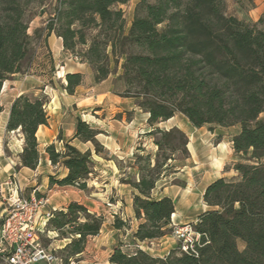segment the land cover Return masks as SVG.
<instances>
[{
	"label": "trees",
	"instance_id": "trees-1",
	"mask_svg": "<svg viewBox=\"0 0 264 264\" xmlns=\"http://www.w3.org/2000/svg\"><path fill=\"white\" fill-rule=\"evenodd\" d=\"M46 1L0 0V92L5 81L31 66L33 41L41 39L46 45L55 34L71 56H77L78 46H87L80 56L97 83L112 74L110 56L115 63L124 57L116 79L122 83L119 95L134 99L136 109L148 114L149 130L141 138L150 140L154 153L138 144L133 153L136 171L122 180L133 189V214L139 223L131 233L133 243L115 244L107 264H264V118L259 117L264 112V15L250 24L228 15L226 0H139L125 34L119 6L129 0H55L53 15L30 35L28 6ZM89 29L97 31L90 42ZM64 78L68 94L83 80L80 73ZM46 105L44 95L21 94L9 106L5 130L23 139L16 170L38 165L37 130L48 124ZM176 114L210 131L237 126L231 137L233 151L251 163H234L237 177H221L206 187L203 201L210 209L195 222L200 238L194 250L176 247L158 257L141 244L169 233L174 203L169 197H153L152 191L158 180L175 170L173 163L189 156L184 131L158 126ZM131 117L128 114L127 120ZM100 133L77 118L73 138L89 143V148L82 151L68 141L60 150L54 144L45 147L51 165L66 170L61 178L49 176L50 185L89 189L98 178L94 155L109 160V151L97 139ZM103 222L83 204L70 202L52 211L45 230L67 240L59 252L68 264L84 252L88 238L99 234ZM113 227L124 230L129 223L117 217Z\"/></svg>",
	"mask_w": 264,
	"mask_h": 264
},
{
	"label": "rangeland",
	"instance_id": "rangeland-1",
	"mask_svg": "<svg viewBox=\"0 0 264 264\" xmlns=\"http://www.w3.org/2000/svg\"><path fill=\"white\" fill-rule=\"evenodd\" d=\"M147 1L153 2L154 0ZM138 2L139 0H129V2L123 7L124 9L121 8L124 12L125 34L128 33V25L132 21L134 8ZM55 6V0H47L43 4L33 2L28 6L27 15L30 18L28 23V33L30 35H33V31L36 28L43 26L48 20V18L53 15ZM231 11L232 8L231 6H229L228 0H226V13L230 15ZM96 32V29H89L87 31L86 36L88 42H90V39L96 34ZM51 35L56 36L55 34ZM33 46L35 48V54L33 56L31 66L27 69V71L23 74L13 76L6 83H3V90L1 89L0 92V128L2 126L5 114H8V109L14 95L18 93V91H20V89L23 87L24 80L28 75L45 76L46 79L54 77V79L52 78L50 82L54 81L57 83V85H61V83H63L65 79L64 71L60 67L59 63H57L56 67H50L52 60L50 50H56L58 44L55 43L53 39L52 41H49L47 39L45 45L41 39H38L33 41ZM86 48L87 46H78L76 48V52L78 53V60H73L84 61L80 56V51H84L86 50ZM109 51L110 50H108V52ZM123 62L124 57H118L117 63L114 62L112 56L109 57L108 66L112 72V75L116 73L121 74V65ZM24 68L26 70L25 65ZM35 89L39 88L36 87ZM118 91L122 92V89ZM35 92H37V96H43L40 91L35 90ZM30 95L35 96L33 94ZM46 111L47 114H49L50 109H48L47 105ZM128 112L129 111H117L113 108H105V110L98 111V113L96 114H88V116L82 117L84 121L90 124L93 128H96L103 132L105 131V135L100 136L99 139L108 148L107 149L105 147L109 151L107 155V158L109 160L94 155V160L96 161V173L98 178L94 179L89 184V189L86 191H80L76 188L71 187L70 190L72 191L68 192L67 198L71 200H76L72 202L77 203H80L82 200L85 205L83 203L80 204L86 206L89 211L102 216L104 218V224L102 227V231L98 236L94 238H88L85 247L86 249L84 250V252L73 258L72 261L69 260L68 264H71V262H74V264H105L104 261L107 258V253L112 248L113 243L117 244L120 241L124 244L133 243L131 239V233L135 231L139 221H133L132 226L128 222L129 228L126 229L128 233L126 234L125 231L121 230L123 233L122 236L119 238H117V234L120 233H114L112 231L110 222H112L113 225L115 218L118 217L120 219H125V216L129 214V201L130 198L132 199L133 197V189L130 185L122 183V180L132 177L136 171L133 156V153H135V148L140 143H144L146 146V150L150 151L151 153H154V148L151 145L149 139L141 138V135L139 134V129L142 125V129H144V132H147L149 130L147 123L143 121V112L139 109L131 110L130 113ZM128 114H132V116L133 114H137L134 115V123L130 124L129 126L126 125ZM259 117L264 118V112L260 114ZM174 125H178L180 127L179 129L184 131L189 137L192 138V141L196 143L195 146L197 149L196 151L194 150L193 160L184 159L173 163L175 170H173L170 174L175 173L180 169V171H178L179 173L176 174V180L170 181V174L161 178H165L164 182L167 186H170L171 184L175 185V187H173L174 189L170 188L169 190L172 191L173 189L181 193L183 191L180 190L179 187L184 186L185 189V180H187L191 176L199 177V175H202V173L205 172L207 166L209 165L207 156V149L210 147L208 144L209 139H211V141L213 140L212 142L214 143V138L216 139V137L212 138L210 136V130L208 126H203L201 129H193L189 125L187 119L180 114H176L172 119L168 120L165 123H161L158 126L161 128L168 129ZM221 131L223 130L218 129L216 131V134H220ZM17 135L20 134L18 132L7 133L5 130L4 153L7 157H13V154H19L22 150L23 145L21 144ZM76 146L82 151L90 147V145H82L80 143H76ZM109 161H112L114 164ZM236 162L251 163L249 160H247V157L243 155H237L236 161L234 163ZM10 167V174L8 175L7 173H2L0 177V194L2 195V197L6 199L12 197L15 193V186H17V193L24 197H29L31 195L36 196L34 192H41V190H43L44 187H40V182H36L35 185H30L29 182L26 183L28 185H20L19 179H24L22 173L18 174V172H16V164H12L10 165ZM227 168H231V166H227ZM51 172L54 173V175L51 176L56 178H60L64 174L63 169L60 166L55 169H52ZM233 172L236 173V171L234 170ZM43 176L46 177L47 175L44 173ZM235 177L237 176H228L227 178ZM40 197L47 199L46 194H42V196ZM0 208V212L2 216H4L2 211L4 209L3 203L0 204ZM132 229L133 231H131ZM39 239L43 247L52 250L55 253V255L59 259L58 263L63 264V256L61 255L59 250L64 246L67 240L59 239L56 232L47 231L45 229L42 231V233H39ZM237 246L240 250H242L244 244L239 240L237 242ZM141 248L144 249L146 252L150 253L151 255L155 256L159 254V252L157 251L158 247L156 246V244H141ZM0 264H4V262L0 260Z\"/></svg>",
	"mask_w": 264,
	"mask_h": 264
},
{
	"label": "crops",
	"instance_id": "crops-1",
	"mask_svg": "<svg viewBox=\"0 0 264 264\" xmlns=\"http://www.w3.org/2000/svg\"><path fill=\"white\" fill-rule=\"evenodd\" d=\"M228 3L229 6H231L232 8L230 15L246 23H257L261 16L264 15V0H241L240 2H237L235 0H228ZM124 6L125 5H120L119 7L124 9ZM129 26L130 23L128 27ZM52 39L55 43L58 44V47L56 48V50H50L52 57L50 67H56L57 63H59L60 67L64 71V75L67 73L82 74V84L76 87L73 94H68L65 90V79L63 83L60 82L61 85H57V83L54 81L50 82L52 78L54 79V77L46 79L45 76L28 75L24 80L23 87L13 97L14 99L15 97L21 94H33L37 96L38 94L37 92H35L36 90L40 91L42 95L46 96L47 98V106L48 109H50V112L48 114V124L40 126L37 130V140L39 149L38 165L34 170L22 167L19 170H16V172H18V174L22 173L24 177L23 180H21V178L19 179L20 185H28L26 184L27 182H29L30 185H35L36 182L41 183L40 187H44L43 190H41V192H34L33 190V192L34 194H36L37 197H39L38 194H40V196H42V194H46L48 203L45 206V210L49 212L65 208L70 202L76 200H71L67 198L68 192L72 191L70 190L71 187H59L57 185L49 184V176L54 175L51 170L57 168L58 166L56 167L51 165L48 155L45 152V147L50 144H54L56 148L60 150L63 148V142L67 141L75 147H77L76 143H80L82 145H90L89 143H82L79 140L73 138L77 118L88 116V114H96L98 113V111L105 110V108H113L117 111H131L136 109L134 99L125 98L119 95L118 90L122 89V83L120 82V80L116 79L119 77L120 73H116L114 75L110 74L105 80L97 83L94 80V74L91 67L86 62L73 60L71 58V55L68 52L64 51L61 39L57 38L54 35H50L48 37V40L52 41ZM16 75L19 74H15L13 76ZM36 87L39 89H35ZM134 115L137 114H133L131 119L127 120V126L134 123ZM142 115L143 121L147 123L148 114L143 113ZM7 119L8 114H5L2 126L0 128V177L2 173H7L9 175V170H11L10 165L17 164L19 162L18 154H13V157H7L4 153V138ZM189 125L191 126L190 123ZM174 126L180 128L178 125ZM191 127L193 129L202 128H195L193 126ZM142 128L143 125L139 129L140 135L145 133L144 129ZM218 129H222L224 132L221 131V133H223L224 135L221 133L216 134V131ZM237 130L238 127L235 126L228 129L217 127L214 128L212 131H209V134L212 138L216 137V139L214 138V143L212 142L213 140L211 141V139H209L208 144L210 147L207 149L209 165L207 166L205 172L202 173V175H199V177L191 176L190 178L185 180V189L182 185V187H179L180 190H182L183 192L180 193L177 190H173V187H175V185L171 184L170 186H167L164 182L165 178L157 181L155 188L152 191V196L155 198H171L174 203V212L171 216V222L167 226L169 233L163 236L162 238L143 243L148 245L156 244V246L158 247L157 251L159 252V254L155 256L164 257L168 254L170 250L175 249L177 247L176 242L173 240L170 234L171 228L174 224L196 222L199 214L210 209L203 201V193L206 187L211 182L221 177L227 178L228 176H237V173L233 172V165L236 161L237 154H235V152L233 151L231 143V137L237 132ZM102 135H105V131H101V133L97 136V139L104 147L107 148V146L99 139V137ZM217 136H221V138L217 139ZM17 137H19V140L23 145L22 136L17 135ZM188 138L189 143L187 145V149L189 152V156L186 160H193L194 150H197L195 146L196 143L192 141L191 137L188 136ZM227 166H231V168H227ZM62 169L64 172V176L66 174V170L64 168ZM178 171H180V169ZM178 171L170 174V181L176 180V174L179 173ZM44 173L47 175L46 177L43 176ZM170 188H173L172 191L169 190ZM80 203H83V201L81 200ZM126 219L131 224V226L133 221H137L134 218L131 198L129 201V214H127L125 216V219L123 220ZM110 225L114 233H120L117 234V238L121 237L123 232L120 229H115L112 225V222H110ZM102 227L100 232L102 231ZM123 231H125L126 234L128 233L126 229H124ZM131 231H133V229ZM114 246L115 244L113 243L112 248L107 253V258L104 261L105 264L108 263V258Z\"/></svg>",
	"mask_w": 264,
	"mask_h": 264
},
{
	"label": "built area",
	"instance_id": "built-area-1",
	"mask_svg": "<svg viewBox=\"0 0 264 264\" xmlns=\"http://www.w3.org/2000/svg\"><path fill=\"white\" fill-rule=\"evenodd\" d=\"M72 59L78 60L77 56ZM4 211L0 215V258L4 264H59L52 250L41 245L39 233L51 218L52 212L46 211L47 199L31 195L24 197L15 193L4 198L0 194V204ZM195 222L174 224L171 236L182 252L193 251L200 234L194 229ZM74 264V262H71Z\"/></svg>",
	"mask_w": 264,
	"mask_h": 264
},
{
	"label": "bare ground",
	"instance_id": "bare-ground-1",
	"mask_svg": "<svg viewBox=\"0 0 264 264\" xmlns=\"http://www.w3.org/2000/svg\"><path fill=\"white\" fill-rule=\"evenodd\" d=\"M6 82H7V81H6ZM6 82H5V83H6ZM4 86H5V85H4ZM2 90H3V89H2Z\"/></svg>",
	"mask_w": 264,
	"mask_h": 264
}]
</instances>
